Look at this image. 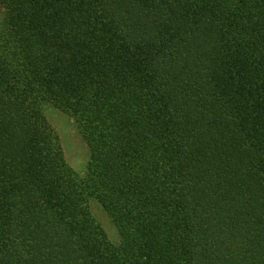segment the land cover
Returning <instances> with one entry per match:
<instances>
[{"label":"trees","instance_id":"obj_1","mask_svg":"<svg viewBox=\"0 0 264 264\" xmlns=\"http://www.w3.org/2000/svg\"><path fill=\"white\" fill-rule=\"evenodd\" d=\"M0 4V264H264V0Z\"/></svg>","mask_w":264,"mask_h":264},{"label":"rangeland","instance_id":"obj_2","mask_svg":"<svg viewBox=\"0 0 264 264\" xmlns=\"http://www.w3.org/2000/svg\"><path fill=\"white\" fill-rule=\"evenodd\" d=\"M3 12L4 9L0 4V20L3 18ZM46 114L50 122L59 132L66 150L67 159L71 162V165L76 171L80 174H84L83 171L90 160L91 152L89 145L83 140L73 118L53 107H48ZM91 205L94 214L106 228L111 240L115 242L119 241L120 237L111 216L103 210L97 202Z\"/></svg>","mask_w":264,"mask_h":264}]
</instances>
